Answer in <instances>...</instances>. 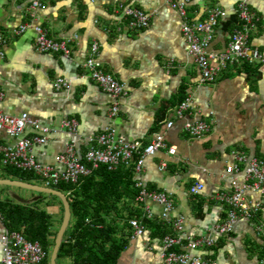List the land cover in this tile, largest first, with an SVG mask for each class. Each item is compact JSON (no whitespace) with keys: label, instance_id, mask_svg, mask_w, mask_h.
<instances>
[{"label":"crops","instance_id":"1","mask_svg":"<svg viewBox=\"0 0 264 264\" xmlns=\"http://www.w3.org/2000/svg\"><path fill=\"white\" fill-rule=\"evenodd\" d=\"M32 1L0 0V34L6 37L0 58V109L15 116L27 113L31 120L49 127L45 140L34 142L29 154L41 165L61 169L56 157L69 144L83 156L87 137L107 127L113 128L117 138L142 146L160 133L175 153L163 148L146 155L136 177L146 189L170 194L173 208L164 217L161 204L145 199L149 218L170 225L180 218L182 228L176 232L183 249L189 240L212 239V245L201 243L191 251L203 259L216 264H264V233L257 229L264 222V193L248 189L243 194L245 206H259L255 217H239L225 233L217 230L228 210L220 194L232 189L233 180L244 182L243 165L238 171L228 170L237 163L236 154L264 159V0L189 2L187 15L192 20H203L213 7L226 11L207 47L213 54L227 46L234 25L226 21L236 15L239 1L255 17L248 44L260 52L262 60L228 63L213 82L206 83L200 81V71L188 53L181 32L183 19L166 0H38L33 16ZM126 6L148 13V26L130 29ZM24 24L23 31H15ZM35 25L55 40L69 39L70 54L38 51ZM93 44L101 68L126 85L114 116L110 115L113 97L87 76L82 65ZM211 64H217L216 58ZM58 78L67 86L56 88ZM182 98L189 107L178 118L175 108ZM64 119L76 121L75 131L62 126ZM169 119L172 125L166 127ZM188 120L207 122L209 132L201 137L188 135L183 129ZM33 136L42 133L27 125L21 137ZM15 142L0 131V144ZM161 163H166L164 169ZM0 179L12 178L0 175ZM196 182L203 188L191 194L189 187ZM15 188L20 187L0 184V196L25 201ZM161 246V238L144 228L141 235L131 237L117 264H163Z\"/></svg>","mask_w":264,"mask_h":264},{"label":"built area","instance_id":"2","mask_svg":"<svg viewBox=\"0 0 264 264\" xmlns=\"http://www.w3.org/2000/svg\"><path fill=\"white\" fill-rule=\"evenodd\" d=\"M190 1L166 0V3L177 10L183 19L181 32L187 42L188 53L200 71L201 82H213L218 72L228 63L247 62L251 64L262 60L260 52L248 44L249 32L254 25L255 17L244 1H239L235 6L234 12L238 18V24L231 32L227 46L222 52L216 54L209 53L207 47L212 39L215 27L225 20L226 11L213 7L208 9L203 20H192L187 15V6ZM39 6L40 2L38 0L31 2L30 14L32 16ZM124 13L127 16V26L130 29L144 28L149 24L150 15L140 9L126 6ZM26 26V24L21 25L15 31H23ZM34 29L36 31L35 47L38 51L62 53L66 56L70 54L69 39L55 40L49 37L46 30L40 25H35ZM5 43L6 37L0 34V58L4 56L3 47ZM212 58H216L217 64H211ZM82 65L87 76L113 97L110 115L114 116L118 111L119 97L126 93V85L101 68V64L97 59L96 44L91 46L90 53ZM54 85L56 88H61L67 86V83L62 78H58ZM2 98L3 92L0 90V101ZM188 107L187 99L181 101L175 108L176 117L182 118L184 111ZM27 125H32L39 130L42 136L21 137ZM171 125L172 120L169 119L165 126L170 127ZM62 126L70 131H75L77 123L73 119H64ZM183 129L192 137H201L209 132L210 125L202 120H188L184 122ZM0 131L16 139L14 144H0L1 164L33 171L41 178L43 186L46 187H51L60 182L76 183L80 177L88 175L100 165H105L108 169H114L120 164L128 165L135 153H139L135 164V173L137 174L142 166L143 157L146 155H152L163 148H166L171 154L175 153V148L167 146L163 135L160 133L156 134L149 143L142 146L139 142H128L122 138H117L113 128L107 127L103 131L87 137V147L83 158L76 154L73 143L69 144L56 157L57 162L62 166L61 169H57L49 165H41L29 154V149L34 142H43L45 140L44 135L49 132V127L41 126L36 121L31 120L27 113L15 116L7 114L0 109ZM235 158L237 163L229 166L228 170L238 171L240 165H243L244 182L239 184L233 180L231 182L232 189L229 192L220 194V199L228 205V210L224 221L217 226L219 233L229 231L239 217L252 218L256 216L259 209L258 205L247 207L243 204V194L248 189H255L264 193V159L255 157L247 159L242 153H237ZM165 166L166 163H161L160 165L161 169H164ZM136 187L139 188L137 200L143 203V214L146 217H149L150 213L148 207L144 204L145 199L161 204L163 207L162 216L164 217L173 208L170 194L146 189L139 178H137ZM202 188L203 184L196 182L189 187V192L197 194ZM129 222L133 229L132 236H139L144 232V227L139 219L133 218ZM181 222L180 218L172 222L174 232H180L182 228ZM257 229L264 233V222H259ZM161 241L162 246L159 257L163 264H216L213 260L203 259L200 255L191 252L201 243L207 246L212 245V239L189 240L184 249L180 251L172 249L183 244L178 233L167 234L161 238ZM0 246L2 264H41L46 257V252L38 242L28 241L19 232L9 230L3 225L0 235Z\"/></svg>","mask_w":264,"mask_h":264},{"label":"trees","instance_id":"3","mask_svg":"<svg viewBox=\"0 0 264 264\" xmlns=\"http://www.w3.org/2000/svg\"><path fill=\"white\" fill-rule=\"evenodd\" d=\"M237 22V16L233 15L226 24L234 25V29ZM138 157L139 153H135L128 165L120 164L114 169L100 165L88 175L80 177L76 183L60 182L51 186L67 195L71 213L57 252L56 264H117L133 235L129 222L133 218L139 219L141 225L158 238L174 234L169 223L155 222L143 214V203L137 200L139 188L136 187L135 164ZM0 172L3 177L43 185L41 178L33 171L0 162ZM47 195L52 199L38 197L29 202L0 196L2 225L19 232L28 241L38 242L46 252L41 264H49L50 252L63 216L60 198ZM55 204L60 210L56 227V216L46 210V207ZM183 245L172 249L180 251Z\"/></svg>","mask_w":264,"mask_h":264},{"label":"water","instance_id":"4","mask_svg":"<svg viewBox=\"0 0 264 264\" xmlns=\"http://www.w3.org/2000/svg\"><path fill=\"white\" fill-rule=\"evenodd\" d=\"M0 184L9 185V186H16V187L29 189V190L41 192V193L52 194V195H56L57 197L60 198V200L62 202V206H63V216H62L61 223L58 227V230L56 232L55 239H54V245L52 247V250H51L50 256H49V264H56L57 252H58L59 246L62 242L63 235H64L66 228L69 224L70 216H71L70 206H69V202L67 199V195L65 193L55 189V188L46 187V186L38 185V184H33V183H29V182H25V181H21V180H17V179H0ZM21 201H23V200H21Z\"/></svg>","mask_w":264,"mask_h":264},{"label":"rangeland","instance_id":"5","mask_svg":"<svg viewBox=\"0 0 264 264\" xmlns=\"http://www.w3.org/2000/svg\"><path fill=\"white\" fill-rule=\"evenodd\" d=\"M17 191H19V193L21 195H24L23 197L21 198H24L26 197L25 201L29 202L31 199L33 198H40V197H45L46 199H52L51 196L47 195V194H40L36 191H32V190H29V189H24V188H15ZM13 191V190H12ZM31 196V197H30ZM11 198L13 199H16V197L14 196H11ZM46 210L50 213H53L54 215H56V220H55V227L58 225V221H59V215H60V210H59V206L58 204H55L54 206H51V207H46ZM68 261V260H67ZM65 261V262H67Z\"/></svg>","mask_w":264,"mask_h":264}]
</instances>
